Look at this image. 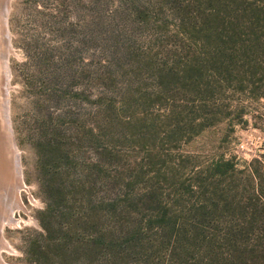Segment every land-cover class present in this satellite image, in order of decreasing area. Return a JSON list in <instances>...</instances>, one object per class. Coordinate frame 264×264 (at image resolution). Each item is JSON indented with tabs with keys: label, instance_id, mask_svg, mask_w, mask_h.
Segmentation results:
<instances>
[{
	"label": "rangeland",
	"instance_id": "374dc122",
	"mask_svg": "<svg viewBox=\"0 0 264 264\" xmlns=\"http://www.w3.org/2000/svg\"><path fill=\"white\" fill-rule=\"evenodd\" d=\"M8 2L5 263L264 264V0Z\"/></svg>",
	"mask_w": 264,
	"mask_h": 264
},
{
	"label": "bare ground",
	"instance_id": "6f19581e",
	"mask_svg": "<svg viewBox=\"0 0 264 264\" xmlns=\"http://www.w3.org/2000/svg\"><path fill=\"white\" fill-rule=\"evenodd\" d=\"M8 0H0V264L3 251L13 253L15 250L4 239L7 227H19L20 221L15 212L22 204L20 191L25 187L22 182L20 155L12 133L9 88L11 86L8 59L14 51L8 28ZM6 21V22H4ZM21 199V197H20ZM31 201H36L30 197Z\"/></svg>",
	"mask_w": 264,
	"mask_h": 264
},
{
	"label": "trees",
	"instance_id": "16d2710c",
	"mask_svg": "<svg viewBox=\"0 0 264 264\" xmlns=\"http://www.w3.org/2000/svg\"><path fill=\"white\" fill-rule=\"evenodd\" d=\"M245 225V233L247 235H249L252 231H257L259 232L260 231V228L262 225H264V218H262L260 221L255 217V216H252L250 217L249 220H245L244 223ZM260 233V232H259ZM262 238L259 237V241H261ZM251 248H254L257 250V256H259L261 258V260H264V247L260 246L259 243L255 245V247H251ZM249 248V249H251ZM248 250L247 247L245 246V250L243 251L244 252V264H248L249 260L247 258L248 256Z\"/></svg>",
	"mask_w": 264,
	"mask_h": 264
}]
</instances>
